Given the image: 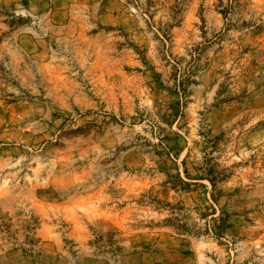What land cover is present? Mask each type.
<instances>
[{
    "label": "rangeland",
    "instance_id": "rangeland-1",
    "mask_svg": "<svg viewBox=\"0 0 264 264\" xmlns=\"http://www.w3.org/2000/svg\"><path fill=\"white\" fill-rule=\"evenodd\" d=\"M226 2L0 0V264H264V0Z\"/></svg>",
    "mask_w": 264,
    "mask_h": 264
},
{
    "label": "trees",
    "instance_id": "trees-1",
    "mask_svg": "<svg viewBox=\"0 0 264 264\" xmlns=\"http://www.w3.org/2000/svg\"><path fill=\"white\" fill-rule=\"evenodd\" d=\"M239 1L240 0H227L226 4L221 6L220 13L224 17H227L235 8L239 7Z\"/></svg>",
    "mask_w": 264,
    "mask_h": 264
}]
</instances>
